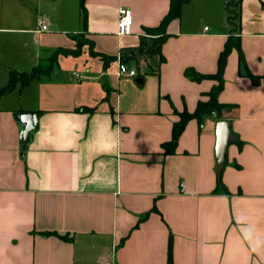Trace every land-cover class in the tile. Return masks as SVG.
Returning <instances> with one entry per match:
<instances>
[{
  "label": "crops",
  "instance_id": "crops-1",
  "mask_svg": "<svg viewBox=\"0 0 264 264\" xmlns=\"http://www.w3.org/2000/svg\"><path fill=\"white\" fill-rule=\"evenodd\" d=\"M80 1L0 0V86L12 69L76 47ZM229 1L184 2L168 24L165 59L126 63L133 76L118 73L120 52L138 45L170 0H85L84 38L116 59L105 65L85 44L1 95L0 264H168L170 238L172 264H264V0H242L231 18ZM121 7L132 10L128 34L118 33ZM230 36L259 81L240 72L233 47L218 93L228 106L201 124L190 119L166 152L178 111H194L217 83L185 69L216 72ZM25 112L37 113L38 125L23 149L17 116ZM220 120L237 139L219 173ZM219 178L225 188L216 190Z\"/></svg>",
  "mask_w": 264,
  "mask_h": 264
},
{
  "label": "trees",
  "instance_id": "trees-1",
  "mask_svg": "<svg viewBox=\"0 0 264 264\" xmlns=\"http://www.w3.org/2000/svg\"><path fill=\"white\" fill-rule=\"evenodd\" d=\"M186 1L188 0H170L169 10L163 16L160 22L156 25L145 27L146 35L140 36V41L138 45L127 46L122 48L119 55L120 60L124 63H128L132 61L136 64L137 67H139L141 60H147L149 59V57H152L154 55H159L160 61L162 62L165 59L162 51L163 44L169 36V33L167 32L168 24L174 18L180 17L182 11V5ZM241 2L242 0H230L227 3L226 7L228 10V18H231V16L234 17V13L235 16H238L239 6ZM80 14H81L83 29L81 32L74 35V37L77 40L76 47L75 48L58 47L50 54V56H48L47 58L40 59L39 62L35 66H33L30 70L20 71L17 69H12L10 71V78L8 83L4 86H0V97L5 92L15 87L17 83H20V86H26L27 84L30 83V81L33 78L41 74L49 73L56 64L60 53H69V54L77 55L82 51L83 46L85 44L89 45V52L92 55H99L103 59L105 65H107L111 60L116 59L115 55H110L94 50L93 41L89 38H84V32L87 28V21H88V11L85 5V0L80 1ZM235 46L238 48L240 55V72L242 74L250 76L254 82L259 81V77L254 75L246 66L245 57L240 46L239 37L235 38L234 36H230L227 38L224 47L221 50L218 57V65L216 72L202 73L192 67L186 68L185 74L191 79L202 80L205 78H214L217 80V83L214 84L210 89V91L208 92L209 98L207 100L200 99L194 111L191 112L187 108L178 111L179 118L173 123L171 139L163 143V147L166 152L173 153L175 151L179 137L183 132L187 122L190 119L195 118L201 124L206 114L215 111L214 109L220 110L223 107L228 106L226 103L219 102L218 93L220 92V90L223 88L224 85L223 74H224L228 55L231 52L232 48ZM223 188H225V186L222 184L221 178H219L218 186L216 187V190H221ZM44 233L49 234L52 232H44ZM60 236L65 239H69V236L67 235H60ZM168 264H172L171 238L169 240V248H168Z\"/></svg>",
  "mask_w": 264,
  "mask_h": 264
},
{
  "label": "water",
  "instance_id": "water-1",
  "mask_svg": "<svg viewBox=\"0 0 264 264\" xmlns=\"http://www.w3.org/2000/svg\"><path fill=\"white\" fill-rule=\"evenodd\" d=\"M137 81L142 82V78H138ZM17 118L22 126V148L25 149L38 125V114L33 112H25L19 114ZM216 135V161L218 172H220L225 163V154L228 144L236 140L237 136L231 131V121L229 120L218 121Z\"/></svg>",
  "mask_w": 264,
  "mask_h": 264
},
{
  "label": "built area",
  "instance_id": "built-area-1",
  "mask_svg": "<svg viewBox=\"0 0 264 264\" xmlns=\"http://www.w3.org/2000/svg\"><path fill=\"white\" fill-rule=\"evenodd\" d=\"M133 24V15L132 10L130 8L121 7L119 9V20H118V33L119 34H128L131 32V27ZM38 25L41 30L48 29V23L40 18L38 20ZM207 29V27H205ZM118 73L119 74H127V75H136L137 70L134 68H130L126 63L119 60L118 62ZM75 74H77L75 72ZM79 77H83L82 75H79ZM211 113H215L212 111Z\"/></svg>",
  "mask_w": 264,
  "mask_h": 264
}]
</instances>
